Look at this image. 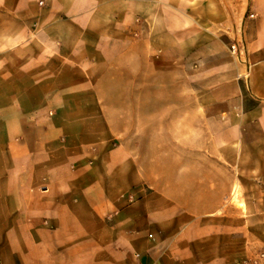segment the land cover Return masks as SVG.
Here are the masks:
<instances>
[{"label":"crops","instance_id":"obj_1","mask_svg":"<svg viewBox=\"0 0 264 264\" xmlns=\"http://www.w3.org/2000/svg\"><path fill=\"white\" fill-rule=\"evenodd\" d=\"M138 1V14L152 21L154 0ZM104 4L97 0H42L41 6L46 9L37 19L6 15L10 27H24L27 22L37 24L34 32L39 39V59L37 64L32 61L29 65L28 76L16 83L10 80L0 83V264H192L180 245L160 237L158 218L147 223L145 229L142 213L130 210L157 209L152 206L155 203L165 204L171 212L182 209L181 199L187 192L185 175L167 176V188L150 194L149 202L142 198L128 205L123 198L138 183L136 175H127L133 165L126 153L142 132L144 115L137 103L142 101L146 90L141 74L123 79L125 86L133 87L136 102L133 111L121 114L126 125L119 131L124 158L118 162L102 160L96 168L86 159L90 138L96 134L86 120L91 117L88 102L94 101L95 87L122 84L120 78L95 73L100 67L112 69L105 61L107 57L97 62L96 55L111 52L105 40L125 36V28L120 24L116 28L115 14H106L109 4ZM227 6L216 1V30L230 28L232 38L242 40L244 50L240 59L248 69V96L264 101V0H237L230 9ZM248 7L252 18H245ZM228 12H234L236 18L227 27ZM29 34L33 35V30ZM25 51L36 53L31 46ZM239 71L237 65L236 80L229 84L224 97L215 89V103L242 105ZM110 94L104 91L105 96ZM52 116L57 125H63L57 126L59 131L46 126ZM149 116L158 115L151 112ZM237 116L232 110L202 111L206 125L207 119L214 118L216 125L230 128L232 138L222 139L221 145L216 141L214 146L235 153L244 148L242 143H236ZM60 132L72 135L65 147L66 159L57 155L52 143L47 144ZM40 137L45 142L35 140ZM180 144L184 149L185 141ZM245 146L260 145L253 142ZM222 161L231 167L238 168L242 162L254 167L245 176L261 183L255 196L264 197V158L244 161L239 156ZM71 164L75 166L72 171L68 168ZM236 176L240 180L239 170ZM192 181L200 189L202 174L192 175ZM259 214L264 220V208ZM128 224L129 229L125 228Z\"/></svg>","mask_w":264,"mask_h":264},{"label":"rangeland","instance_id":"obj_2","mask_svg":"<svg viewBox=\"0 0 264 264\" xmlns=\"http://www.w3.org/2000/svg\"><path fill=\"white\" fill-rule=\"evenodd\" d=\"M97 1L109 4L106 14H115L114 25L125 28V36L105 40L111 52L96 55L97 62L101 63L102 58L107 57L105 61L112 69L100 67L95 73L100 77L120 78L122 84L95 87L94 101L88 102L91 117L86 120L96 129V134L90 138L91 147L86 159L96 168L102 160L118 162L124 158L119 131L126 125L121 114L133 111L136 102L133 87L125 86L123 79L141 74L146 90L142 101L137 103L144 115L142 132L126 153L133 165L128 168L127 175H136L138 183L123 198L128 205L142 198L149 202L150 194L156 195L157 190L167 188L166 178L174 173L187 177L184 182L187 192L181 199L182 209L174 212L160 203L152 205L157 209L130 210L142 213L145 229L147 223L158 218L160 237L180 245L192 264H264V259L259 256L264 253V220L259 214L264 208V197L255 196L261 183L246 178V172L254 168L248 162L240 163L237 168L222 161L239 156L244 161L264 158V101L248 96V69L240 59L244 50L242 40H234L230 28L216 30L217 0H154L152 21H146L138 14V0ZM218 1L228 5V9L237 2ZM40 2L42 0H0V83L5 80L16 83L28 76L32 61L38 63L39 39L34 32L37 24L27 22L24 27H10L6 15L21 14L37 19L46 9ZM235 15L228 12L227 27ZM250 15L248 7L245 18ZM30 30L33 35L29 34ZM232 45H236L235 53L231 52ZM30 46L35 49V54L26 53L25 49ZM119 47H125V52ZM237 65L240 69L238 82L244 95L242 105L240 102L233 105L215 103V89L218 88L223 97L228 94L229 84L236 80ZM104 91L110 92V96H105ZM206 110L237 112L239 134L236 143L244 145L242 150L235 153L214 146L216 141L221 145L222 139L232 136L230 128L216 125L214 118L207 119L206 125L202 119V111ZM151 112L158 116L150 117ZM46 126L56 130L60 128L57 126L63 125H57L52 116ZM99 129L100 133L97 132ZM70 138L72 135L56 133L47 144L52 143L57 155L66 159L65 147ZM35 140L45 142L43 137ZM182 141H185L184 149L180 148ZM253 142L260 146H245ZM182 158L183 162L180 161ZM74 167L71 164L68 168L72 171ZM237 170L240 173L238 181ZM200 173L202 187L198 189L192 175ZM161 176L163 181L159 180ZM194 193L200 196L192 197ZM130 195L132 199H129ZM129 225L125 228L129 229ZM235 258H238L237 262Z\"/></svg>","mask_w":264,"mask_h":264},{"label":"built area","instance_id":"obj_3","mask_svg":"<svg viewBox=\"0 0 264 264\" xmlns=\"http://www.w3.org/2000/svg\"><path fill=\"white\" fill-rule=\"evenodd\" d=\"M40 5H42V2H40ZM249 17L252 18L253 15H250ZM236 51H237V49H236V45H232V46H231V52H232V53H235ZM129 199H132V196H131V195L129 196ZM259 256H260L261 259H264V253H260Z\"/></svg>","mask_w":264,"mask_h":264}]
</instances>
